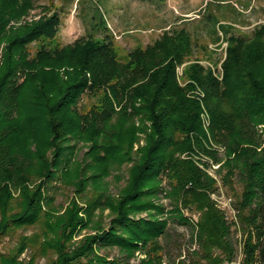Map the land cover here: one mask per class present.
Returning a JSON list of instances; mask_svg holds the SVG:
<instances>
[{"label": "trees", "instance_id": "16d2710c", "mask_svg": "<svg viewBox=\"0 0 264 264\" xmlns=\"http://www.w3.org/2000/svg\"><path fill=\"white\" fill-rule=\"evenodd\" d=\"M33 7V0H0V42L8 41L0 66V245L18 228L41 223L43 217L52 236L22 238L14 253H0V264H39L37 257L47 258L44 264H129L137 252L146 255L143 264H161L160 238L168 234L170 217H164L167 209L155 199L166 193L173 201L171 213L180 221L189 224L181 206L201 213L196 224L200 248L191 252L192 264L232 261L237 220L244 239L241 264H264V139L256 129L264 122V25L252 36L230 39L221 79L212 66L196 62L180 80L177 69L193 53L191 38L184 33L165 34L130 52L128 60L120 59L106 39L44 48L29 60L26 45L54 37L61 25L53 15L9 27ZM20 71L27 76L17 85ZM197 87L204 91L203 99L191 93ZM86 93L99 100L82 112L79 103ZM203 104L211 119L209 132L203 127ZM41 125L50 136L38 130ZM31 128L29 139L39 137L41 144L23 154L7 139L13 133L23 137ZM139 133L145 134L146 144L135 156ZM73 141L91 143L84 162L74 160ZM213 144L223 145L228 156L222 165L224 186L237 176L243 186L231 219L211 198L217 182L191 157L201 150L222 161L211 151ZM32 158L40 170L33 176L27 174V159ZM129 162L134 163L127 184L114 197L106 179ZM88 171L93 173L86 176ZM55 178L79 193L91 186L97 195L85 209L73 201L60 215L43 205L49 200L43 196L47 184ZM36 179L41 180L30 185ZM97 209L111 210L108 229L92 226ZM83 210L85 216L80 215ZM142 213L147 216L136 217ZM87 227L101 230L75 245L79 228ZM35 245L40 247L28 262L19 259ZM109 246L125 253L127 262L99 255L97 247Z\"/></svg>", "mask_w": 264, "mask_h": 264}, {"label": "rangeland", "instance_id": "374dc122", "mask_svg": "<svg viewBox=\"0 0 264 264\" xmlns=\"http://www.w3.org/2000/svg\"><path fill=\"white\" fill-rule=\"evenodd\" d=\"M34 7L20 19H13L9 27L19 28L26 23H33L41 19L50 18L53 15L61 19V25L54 37L41 38L26 45L28 59H35L42 49L53 51L57 48H63L73 45L79 39L86 41L93 40L103 43L106 40L113 42L120 59L128 60L130 52L136 49H144L154 44L165 34L184 33L191 38L193 53L188 61L179 66L177 69L178 77L183 79L187 67L196 62L212 66L214 72L221 79L223 76L222 64L227 57V51L230 39L238 36H252L254 30L264 25V0H166L164 2H144L141 0H33ZM8 41L0 42V66L4 64L6 45ZM15 81L17 85L25 82L27 71L18 72ZM194 96L204 98V91L197 87L191 92ZM23 95V94H22ZM21 95V96H22ZM20 97V96H19ZM28 100V99H27ZM99 98L93 94L86 93L79 107L82 112H88ZM25 101V100H24ZM26 103V101H25ZM27 104V103H26ZM206 105L203 104L202 122L206 132H209L211 119ZM30 107V106H29ZM17 110V109H16ZM13 111V110H12ZM28 117V115H26ZM257 125L256 129L264 139V122ZM45 126V125H44ZM41 125L38 130L42 134L50 136L49 128ZM20 127V126H19ZM30 130L23 137L13 133L8 137V142L14 148H22L23 154L27 153L28 148L34 149L36 142L41 144V139L34 137L29 139ZM211 136V135H210ZM140 140L134 145L133 154L138 155L140 148L146 144L145 134L139 133ZM67 145V142H63ZM77 144L75 149L74 160L83 161L91 143L84 144L73 141ZM208 147V144L206 143ZM214 152L218 153V158L222 161L216 162L215 155L197 150L191 154V157L197 162L200 168L216 181V188L211 192V198L219 208L225 210L228 219L236 215L234 202L243 191L240 176L234 178L232 185L224 186L223 174L226 172L222 165L227 160L225 148L221 144L214 145ZM208 149H211L208 148ZM47 156L52 158L53 150L49 149ZM186 157V154L182 155ZM224 158V159H223ZM88 158H86V161ZM225 160V161H224ZM28 175L39 174V166L35 158L27 159ZM134 162L126 163L121 169H114L112 174L106 179L107 190L110 195L118 197L120 191L127 184L129 179V170ZM83 165V164H82ZM93 172L88 171L86 176ZM41 179H36L30 185H37ZM163 187L168 188L166 180L162 183ZM97 192L91 186L85 191L79 193L75 186L64 183L63 180L54 179L47 184V189L43 196L45 200L44 207L55 210L58 214H64L67 208L75 201L78 206L86 208L87 204L95 198ZM51 198V199H50ZM157 204H162L167 209L164 216L169 218L168 234L160 238L163 244V260L161 264H192L193 257L191 252L200 248L196 236L198 228L196 227L200 220L201 213L189 207H180V213L186 218L189 224L180 221L171 212L173 201L166 194H161L155 199ZM232 211L229 210V208ZM81 211L80 215L85 216ZM45 213V212H44ZM147 213L138 214L136 217H146ZM41 223L18 228L9 237L5 238L0 245V253H14L19 246L22 238L35 237L45 240L46 237L52 236L46 227L45 217ZM113 214L110 209H97L92 226L102 225V229H108L111 225ZM237 220V225L233 226L231 239L235 246V255L232 260L245 254L244 239ZM237 228V229H236ZM239 229V230H238ZM101 229L87 227L80 229L74 237L73 243L78 245L87 235H94ZM238 230V231H237ZM237 231V232H236ZM99 246V245H98ZM40 245H35L27 249L21 256L20 260L28 262L32 255L38 250ZM98 253L105 256L108 260H121L127 262L125 253L117 247H97ZM219 253V251H218ZM146 255L137 252L129 261V264H143ZM47 258L37 257L39 264L46 263ZM231 261V260H230ZM225 260L223 264H228ZM205 261H201V264Z\"/></svg>", "mask_w": 264, "mask_h": 264}, {"label": "built area", "instance_id": "2783aa9c", "mask_svg": "<svg viewBox=\"0 0 264 264\" xmlns=\"http://www.w3.org/2000/svg\"><path fill=\"white\" fill-rule=\"evenodd\" d=\"M229 210L232 211V207H231V209L229 208ZM241 262H242V256L238 257L236 260H232V261L228 262V264H241Z\"/></svg>", "mask_w": 264, "mask_h": 264}]
</instances>
